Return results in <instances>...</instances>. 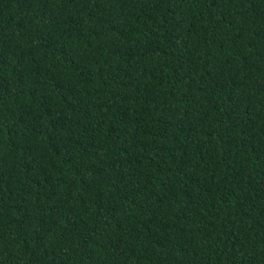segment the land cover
Segmentation results:
<instances>
[{
    "label": "trees",
    "instance_id": "obj_1",
    "mask_svg": "<svg viewBox=\"0 0 264 264\" xmlns=\"http://www.w3.org/2000/svg\"><path fill=\"white\" fill-rule=\"evenodd\" d=\"M0 264H264V0H0Z\"/></svg>",
    "mask_w": 264,
    "mask_h": 264
}]
</instances>
